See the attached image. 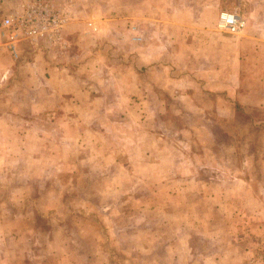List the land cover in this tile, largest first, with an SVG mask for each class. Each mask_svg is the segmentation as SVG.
<instances>
[{
  "label": "rangeland",
  "instance_id": "rangeland-1",
  "mask_svg": "<svg viewBox=\"0 0 264 264\" xmlns=\"http://www.w3.org/2000/svg\"><path fill=\"white\" fill-rule=\"evenodd\" d=\"M220 3L224 11L242 4L256 7L259 16L264 13V0ZM220 33L239 38L244 32ZM249 59L252 62L246 57L238 70L243 99L221 100V115L212 116L213 124L221 119L228 130L221 142L228 148L216 146L211 131L189 133L182 130L184 125L172 130L181 120L171 122L170 130L162 129L172 116L163 113L168 101L162 95L152 99L145 87L140 112L125 109L122 114L120 107H110L102 114L100 105L96 115L80 116L89 129L78 131L79 145L96 147L0 146V250L15 249L23 257L45 254L46 249L59 257L71 252L73 264H98L88 258L94 251L97 257L102 252L109 256L105 264H204L200 257L211 250H244L246 255L236 264H264V227L258 226L264 220V108H256L253 100L256 94L257 101L264 100V90L255 89L257 68ZM160 110L162 115H157ZM54 119L30 117L29 122L49 128ZM34 132L29 129L31 143L41 135ZM58 135L51 131L49 138L60 140ZM209 141L210 146L204 145ZM151 154L158 162H139ZM203 156L205 172L195 165L203 163ZM27 157L30 162L22 161ZM225 220L228 225L223 227L220 222ZM59 221L63 228H57ZM211 221L218 233L210 230ZM226 258L223 264L231 260L230 254Z\"/></svg>",
  "mask_w": 264,
  "mask_h": 264
},
{
  "label": "crops",
  "instance_id": "crops-1",
  "mask_svg": "<svg viewBox=\"0 0 264 264\" xmlns=\"http://www.w3.org/2000/svg\"><path fill=\"white\" fill-rule=\"evenodd\" d=\"M21 1L2 0L0 13L9 15L27 0ZM46 1L68 16L57 36L38 42L21 41L16 47V56L4 47L0 49V146L28 148L30 145L59 146L60 143V146L96 147L90 143L79 145L78 131L89 129L82 126L80 116L84 113L96 115L100 105L103 106L102 114L109 113L110 107H120L122 114L125 109L140 112L138 104L146 100L145 87L152 99L162 95L168 101L169 108L166 106L163 113L172 116L165 119L162 129L170 130L171 124L181 120L179 127L172 126V130L184 125L182 130L189 133L211 131L216 146L228 148L221 144L222 135L228 130L223 128L221 119L213 124L212 116L221 115V100L235 98L239 102L243 99L238 70L246 57L251 58L252 62L249 59L248 63L257 68L255 89L264 90V13L259 16L256 7L234 6L232 10L238 12L247 26L242 37L232 38L223 36L215 27L224 11L220 0ZM262 5L264 7V3ZM111 90H114L113 98L116 95L112 106ZM178 99L181 101L175 102ZM258 99L256 94L253 97L256 108H264V100ZM159 114L162 115L161 110ZM50 115L55 119L49 128L31 126L29 122L30 117ZM30 128L41 133L36 143H31ZM51 131L57 132L60 140L50 139ZM217 134H221L220 141ZM62 136L72 142L62 141ZM157 137L160 139L164 135ZM193 142L196 144L197 140ZM173 143L181 145V140L174 139ZM27 159L22 161L30 162L31 159ZM158 159L151 154L137 161L147 160L151 164ZM202 160L203 163L195 165L205 172L201 169L206 157ZM210 170L214 171L212 167ZM212 175L217 178L216 174ZM221 222L223 227L228 225V220ZM56 226L63 228V223L59 221ZM258 226L264 227V220ZM212 228L217 233L220 231L215 221H211V231ZM14 240L20 238L14 236ZM225 245L229 249L228 244ZM44 252L36 257L30 253L23 257L24 253L4 248L0 250V260L6 261L2 264H14V260L22 257L20 264H73L69 257L71 252H64L61 257L48 253L47 249ZM226 253L231 257L227 263L236 264L234 261L244 258L247 251L214 249L200 258L204 264H223L221 260L227 259ZM98 254L94 251L88 258L105 264L109 256L102 252L97 257Z\"/></svg>",
  "mask_w": 264,
  "mask_h": 264
},
{
  "label": "built area",
  "instance_id": "built-area-1",
  "mask_svg": "<svg viewBox=\"0 0 264 264\" xmlns=\"http://www.w3.org/2000/svg\"><path fill=\"white\" fill-rule=\"evenodd\" d=\"M67 19L64 11L46 0H27L19 9L0 17V49L4 47L16 56L19 42L56 37ZM246 26V21L234 11L221 12L217 21V29L231 36L242 34Z\"/></svg>",
  "mask_w": 264,
  "mask_h": 264
},
{
  "label": "water",
  "instance_id": "water-1",
  "mask_svg": "<svg viewBox=\"0 0 264 264\" xmlns=\"http://www.w3.org/2000/svg\"><path fill=\"white\" fill-rule=\"evenodd\" d=\"M1 1V0H0Z\"/></svg>",
  "mask_w": 264,
  "mask_h": 264
}]
</instances>
